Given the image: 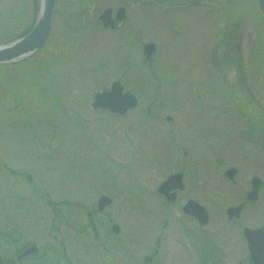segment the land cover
<instances>
[{
  "label": "rangeland",
  "instance_id": "rangeland-1",
  "mask_svg": "<svg viewBox=\"0 0 264 264\" xmlns=\"http://www.w3.org/2000/svg\"><path fill=\"white\" fill-rule=\"evenodd\" d=\"M163 1L57 0L41 50L0 67L4 241L51 245L72 264H251L243 229L264 226V12L259 0ZM39 5L0 0V44L32 28ZM121 6L124 25L103 29L99 15ZM115 80L139 99L125 115L91 106ZM178 172L171 203L157 188ZM253 176L263 185L249 201ZM102 195L113 202L100 222L121 231L96 240L77 228ZM190 198L207 224L183 214Z\"/></svg>",
  "mask_w": 264,
  "mask_h": 264
},
{
  "label": "water",
  "instance_id": "water-1",
  "mask_svg": "<svg viewBox=\"0 0 264 264\" xmlns=\"http://www.w3.org/2000/svg\"><path fill=\"white\" fill-rule=\"evenodd\" d=\"M169 5H187L192 0H166ZM260 7L264 12V0H259ZM57 0H40L38 13L32 28L23 36L10 42L0 44V65L21 62L33 56L45 45L49 38L53 21L56 15ZM127 10L121 6L116 11L112 8H106L98 18L99 24L103 29H120L126 20ZM156 52V45L153 42L144 45V58L149 60ZM139 105V99L130 91H126L119 80H115L110 89L100 91L95 94L91 106L94 109L108 110L112 113L125 115L130 110ZM170 120V117L167 118ZM238 170L235 167L227 169L225 175L233 179ZM252 189L247 193V200L255 201L258 198V192L263 185V180L258 176H253L251 180ZM184 188L183 174L174 173L169 175L157 188V191L165 196L169 201L175 202L179 190ZM113 200L102 195L98 199V211L102 212L112 204ZM245 207L241 202L226 209L229 219L240 218ZM182 212L204 225L209 222V212L200 203L194 199L187 200L182 206ZM115 234L120 233L121 228L117 223L111 227ZM243 236L247 242L249 259L251 264H264V226L257 228L245 227ZM39 248L36 245L27 247L19 256L22 259L31 254L38 253ZM0 264H4V258L0 254Z\"/></svg>",
  "mask_w": 264,
  "mask_h": 264
},
{
  "label": "trees",
  "instance_id": "trees-1",
  "mask_svg": "<svg viewBox=\"0 0 264 264\" xmlns=\"http://www.w3.org/2000/svg\"><path fill=\"white\" fill-rule=\"evenodd\" d=\"M193 2L194 0L190 4H192ZM164 3H166L170 7H173L169 5L166 0ZM29 30H26L20 36L24 35ZM9 65L10 64H4V65H0V67L9 66ZM236 69L237 71H239V74H241V76L239 75L241 81L244 82L245 79L242 76L244 69L240 61L236 62ZM50 203L53 211L56 213V215L59 216V213H61L58 208L59 204L52 201ZM103 213L104 211L99 212L98 209H95L92 212V214H88L86 221L82 222L77 228V232L92 234L96 240H101V235H100L101 233H104L105 235H109L111 231L109 228L110 222H103V221L100 222L99 220V218ZM4 240L6 239H3L0 236V254L3 255L5 258L4 264H63V263L72 264L64 251L58 250L51 245H45L43 248H39L38 253L31 254L22 259H18V255L32 244L25 243L22 246H17L14 244H10V240L8 241H4Z\"/></svg>",
  "mask_w": 264,
  "mask_h": 264
},
{
  "label": "flooded vegetation",
  "instance_id": "flooded-vegetation-1",
  "mask_svg": "<svg viewBox=\"0 0 264 264\" xmlns=\"http://www.w3.org/2000/svg\"><path fill=\"white\" fill-rule=\"evenodd\" d=\"M183 184H184V175H183ZM184 188H185V185H184ZM184 188H183L182 190H179V191H178L177 198H176L175 201H177V199H178L179 192H182V191L184 190ZM164 197H165V196H164ZM165 199H166L167 201H169L166 197H165ZM190 199H191V198H190ZM187 200H189V199H187ZM187 200H186V201H187ZM186 201H185V202H186Z\"/></svg>",
  "mask_w": 264,
  "mask_h": 264
}]
</instances>
